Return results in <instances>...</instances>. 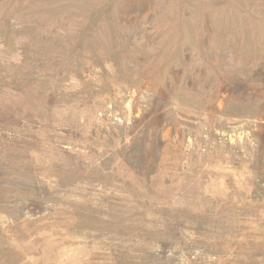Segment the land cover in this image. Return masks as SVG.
Segmentation results:
<instances>
[{"label": "rangeland", "instance_id": "374dc122", "mask_svg": "<svg viewBox=\"0 0 264 264\" xmlns=\"http://www.w3.org/2000/svg\"><path fill=\"white\" fill-rule=\"evenodd\" d=\"M0 264H264V0H0Z\"/></svg>", "mask_w": 264, "mask_h": 264}]
</instances>
